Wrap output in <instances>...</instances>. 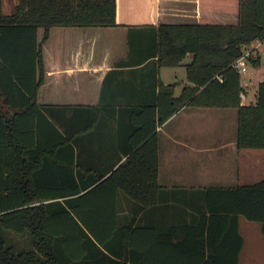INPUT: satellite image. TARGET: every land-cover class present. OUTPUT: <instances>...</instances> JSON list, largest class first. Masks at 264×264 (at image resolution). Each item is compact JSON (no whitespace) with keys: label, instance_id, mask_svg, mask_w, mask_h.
Segmentation results:
<instances>
[{"label":"crops","instance_id":"0c3cea01","mask_svg":"<svg viewBox=\"0 0 264 264\" xmlns=\"http://www.w3.org/2000/svg\"><path fill=\"white\" fill-rule=\"evenodd\" d=\"M17 1L0 0L1 13H12ZM115 18V25H53L44 41L42 26L36 32L19 24L1 28L0 129L13 123L28 130L7 140L0 132L2 192L16 186L32 204L63 200L58 192L66 198L84 194L82 206L101 214L96 222L116 210L119 224L133 223L136 203L123 191V183L133 186V112L154 98L158 80L174 82L175 95L191 84L184 57L159 65L157 55H150L152 26L234 22L237 0H116ZM180 64L181 75L175 68ZM257 83L253 93L242 85V102L255 101ZM218 108L225 107L184 104L156 125L158 203L168 211L161 217L151 212L148 220L162 230L178 218L169 209L188 208L203 188L264 178V147H238L236 133L217 136L218 113L212 109ZM242 236L239 264H264V256L253 261L245 252Z\"/></svg>","mask_w":264,"mask_h":264},{"label":"trees","instance_id":"16d2710c","mask_svg":"<svg viewBox=\"0 0 264 264\" xmlns=\"http://www.w3.org/2000/svg\"><path fill=\"white\" fill-rule=\"evenodd\" d=\"M115 14L116 0H18L12 13L0 11V32L5 25H26L32 32L42 26L44 41L53 25H115ZM152 28L150 55H157L159 65H175L192 54L185 63L191 84L175 95L174 82L158 80L154 98L133 112V186L123 183L136 203L133 223L119 224L116 210L106 222H96L101 214L82 206L84 194L66 198L58 192L63 200L32 204L16 186L2 192L0 184V264H239V217L259 221L264 233V178L203 188L195 197L199 202L169 209L178 218L166 229L148 220L151 212L161 217L168 211L158 203L155 128L184 104L235 107L236 145L264 147V79L257 83L255 101L242 102L241 73L233 65L244 46L264 37V0H237L234 22H160ZM27 131L13 123L0 129L6 140ZM3 167L7 170V161ZM11 232L27 234L31 246H19Z\"/></svg>","mask_w":264,"mask_h":264},{"label":"rangeland","instance_id":"374dc122","mask_svg":"<svg viewBox=\"0 0 264 264\" xmlns=\"http://www.w3.org/2000/svg\"><path fill=\"white\" fill-rule=\"evenodd\" d=\"M7 2V1H5ZM10 2L4 4V9L9 7ZM11 6L10 9H12ZM253 43L249 44V48L253 47ZM258 53L254 56L246 57L247 71L241 73V84L252 86L250 92H254L258 79H264V40L261 45L257 47ZM191 59V54L185 56L182 62H188ZM183 65L176 66L183 74ZM179 93V90L176 92ZM253 96V95H252ZM245 101V100H244ZM217 111L214 120L218 122L217 136L233 137L236 133L237 111L235 107H225L212 109ZM261 178V177H260ZM239 227L241 233L246 239L245 252L251 254L253 261H258L264 256V233L260 230V222L257 220H250L244 216L239 217ZM10 237L18 243L19 246L30 247L31 240L27 234L10 233Z\"/></svg>","mask_w":264,"mask_h":264},{"label":"built area","instance_id":"2783aa9c","mask_svg":"<svg viewBox=\"0 0 264 264\" xmlns=\"http://www.w3.org/2000/svg\"><path fill=\"white\" fill-rule=\"evenodd\" d=\"M263 40H264V37L256 38L252 40L249 44L253 43L254 44L253 47L249 48V44L244 46V52L233 61L234 67L237 68V70L240 73L247 71L246 57L248 55L255 56L258 53L257 47L263 43ZM240 97H241V100L246 99V93H245L244 88L240 91Z\"/></svg>","mask_w":264,"mask_h":264}]
</instances>
